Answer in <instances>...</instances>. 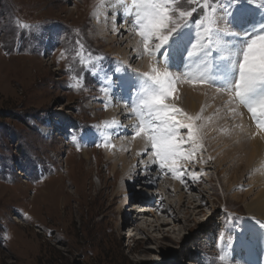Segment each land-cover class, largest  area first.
Returning a JSON list of instances; mask_svg holds the SVG:
<instances>
[{"label":"rangeland","instance_id":"obj_1","mask_svg":"<svg viewBox=\"0 0 264 264\" xmlns=\"http://www.w3.org/2000/svg\"><path fill=\"white\" fill-rule=\"evenodd\" d=\"M96 3L0 0V264H221V253L229 250L230 261L252 257L261 262L264 220L248 216L246 209L257 197L251 180L258 176V164L238 173L236 160L231 162L234 168L223 164L227 151L241 145L251 148L242 129L240 141L233 142L241 128L236 113L225 111L230 114L227 128L219 129L221 119H215L218 124L206 136L208 121L214 122L218 114L213 104L200 111L204 146L194 162L185 164L189 172L197 173V181L188 175L181 177L183 183L171 174L157 177L155 166L145 171L143 179L140 173L137 179H123L121 162L108 158L116 160L118 154L96 146L109 130L104 107L108 94L100 87L104 72H114L119 64L135 76L134 68L149 62L141 47L132 59L136 48L127 47V34L109 36L108 17L113 13L107 12L105 35L97 34ZM260 3L254 0L250 5L254 21L264 15ZM17 22L40 30L33 36L20 33ZM123 24L120 19L119 28ZM78 39L95 56L105 58L97 61L103 66L98 76L85 71L71 55ZM62 49L69 52L66 59H60ZM124 57H131L128 64ZM80 73L84 87L73 90L69 84L78 83ZM230 107L250 115L243 107ZM215 134L233 143L215 148ZM124 155L130 171L140 164L150 166L148 153L137 164L129 150ZM104 183L107 188L100 190ZM138 219L157 223L134 230L131 221ZM233 221L251 229L244 248H237L229 234Z\"/></svg>","mask_w":264,"mask_h":264},{"label":"snow or ice","instance_id":"obj_2","mask_svg":"<svg viewBox=\"0 0 264 264\" xmlns=\"http://www.w3.org/2000/svg\"><path fill=\"white\" fill-rule=\"evenodd\" d=\"M253 4L254 0H97L94 15L107 18V10L112 8L113 21L122 19L129 24L149 59L148 70L135 76H129L119 64L114 72H104L100 82L102 91L108 94L104 107L107 110L113 100L124 104L136 121L131 138H141L145 151L150 148V164L156 165L155 170L162 175L170 173L175 179L188 175L198 180L197 173L189 172L185 164L193 161L204 146L205 123H198L200 114L189 115L170 102L179 83L207 85L226 93L230 104L250 114L257 129L252 138L260 135L264 139V15L254 21ZM258 8L264 10V0ZM198 10L202 12L194 20ZM17 24L20 33L27 31L29 36L40 30L37 25ZM75 45L71 55L79 59L85 71L98 76L103 66L97 61L105 58L95 56L82 40H76ZM68 56L69 52L62 49L60 59ZM77 79L78 83L69 84L73 90L84 87L83 73ZM106 127L120 135L123 126L113 120ZM71 139L77 141L75 136ZM96 146L113 147L103 137ZM250 232L235 221L229 229L237 248L249 245ZM230 254L231 250L221 253V264H240L239 260L230 261Z\"/></svg>","mask_w":264,"mask_h":264},{"label":"bare ground","instance_id":"obj_3","mask_svg":"<svg viewBox=\"0 0 264 264\" xmlns=\"http://www.w3.org/2000/svg\"><path fill=\"white\" fill-rule=\"evenodd\" d=\"M113 11L114 10L112 8H109L107 10V12H109L110 14L113 13ZM108 20H109V23H111V25L109 23H107V26H108V24L110 25V27H109L110 30L108 32L109 36L112 35L111 37H116V36H118L121 33L123 35L127 34L126 35L127 38L125 37L126 40L129 42V43L127 42V47L133 46V47L136 48L134 50V53L131 54L132 55L131 56L132 59L134 57H136V56H139V53L141 51L139 50L140 46H139L136 38L134 37L135 36V32L130 30V28H129L127 23H126L127 26H125V22L122 19H121V22L124 23V24L122 25L121 28H119V26H118V23L120 22V19H117V21H116L117 23L116 24L113 21L112 16H109ZM94 21L97 22V24H96V26H97V34L98 35H100V34L101 35H105V34H103V32L107 31V30H105V27L103 26L104 21H106L105 20V15L101 14L99 17H97V16L94 17ZM131 37H133V38H131ZM131 57H129L128 59L130 60ZM128 59H126V57H124V59H122V61L125 62L126 64H128L126 62ZM129 64L131 65L132 63L129 62ZM148 66H149V62L145 61V62H143L142 67L134 68L135 70H133V71H135L137 73H142V72L148 70ZM138 70H140L141 72H138ZM178 98L180 99L179 103H178ZM105 101H107V99H105ZM228 101L229 100H228L226 94L224 92H217L216 89L209 90L208 87H206V88L203 87L202 88L201 85L200 86L196 85L194 87H186V86L181 87V85L178 84L177 85V93L174 94L173 99L170 102L175 103V105L177 107H179V108L181 107L182 109H184V111L187 114L194 115V116L197 115V114H200V111H202V110H204L206 108L208 109V107H210V105L213 104V107H214L213 111H215L214 113L218 114L219 117L216 116V117H213L212 119L215 122V119L217 120V119L220 118L221 119L220 120L221 123L219 124L220 127H218V128L219 129H224V128H227L226 124L229 123L227 117L231 113H234V112H231L232 111L231 110L232 108L230 107L231 104H229ZM176 103L179 104V105H177ZM218 108L220 110L218 112H216V110ZM227 110L230 112V114H228V116L226 115V112H225ZM107 111H108L107 114H106L107 123L110 124L113 120H116V121L120 122V124L122 126L125 123V126L122 127L120 135H116L115 134L116 130L114 128H109L108 131H104L105 132L104 138L106 140H109V142L113 145V147L111 148V152H115V155L118 154L117 156H115V157H117V159L114 158L116 160H112V157H114V156H112V157L108 156L109 160H111V162H114V161L115 162H121L122 167H123L122 168L123 172H121V174H120L121 178L124 179V178L130 177L132 180H134L135 178L137 179L139 177L138 174L140 173V175L142 176L141 179H143L144 175H145V171L147 169L149 170V169H152V167H154V166L157 167V166L154 165V164H150V166L148 165L146 167V165L140 164V168H136V170L133 169L132 171H130V169H128V166H127V163H126L125 159L123 158L125 150L126 151L129 150L131 152V154H132L131 156H133V159L135 160V162L137 164L139 162V159H141L140 156H142V155L146 156L147 153L151 151L150 148L147 151H145V144H144V141L141 138H137L135 140H133L131 138L132 125L136 122L135 118L132 117L131 113L126 110V108H125L123 103L117 104L114 100L112 101L110 106L107 108ZM228 111H227V113H229ZM235 113L234 114L237 116L238 120L240 121L239 126L236 125L235 127H237V126L240 127L241 126V128H237L236 129V132H237L236 133V137L234 136V138H236V140H234L233 142H235L237 144L240 141V137H242V136H240L241 133L238 132V131L242 129L244 135L246 134L247 135V136L245 135L246 137H248V138L250 137L249 138V141H250L249 144H250L251 148H250V150H246L245 149L246 148L245 145L234 147L235 149H233V151H227L226 153L223 154V161H224L223 164L231 163V162H234V160H236V164L239 163L238 165H236V171L235 172H237V171H239V169L244 168V167L247 168L248 171H249V169L251 167L254 168L253 165L257 162L256 164H258V172H257L258 176H256V177L254 176L255 178H252V180H251V183L253 184L254 189L256 188V190H258L257 191V197H256V199L253 202H251V204H248L246 206V209L248 211L247 212L248 216L250 215L253 219L259 218V219H263L264 220V139H262L260 135H257L255 138H252V133L256 132V130L253 128V126L250 125L249 121L250 120L252 121L250 115L242 114L239 110H236ZM206 114H208V113L206 112ZM206 116H208V115H206ZM126 122H128V123H126ZM208 122L210 124L209 125L210 128L208 127V130H207L208 133H205L206 136L210 133L209 130L211 129V126L212 125L216 126L218 124L217 121L215 123L214 122H210V121H208ZM235 122H236V119H235ZM230 125L232 126V124H230ZM233 126H234V124H233ZM204 131H205V129H204ZM212 131H214V130H212ZM234 131L235 130H233V132ZM124 132H127L128 135L127 136L123 135ZM233 142L230 141V140H225V137L224 136H220V135H216L215 139L213 141V143H215V146H214L215 148H218V147H220V148L222 147L223 148L224 146H225V148H227L228 147L227 145H231ZM229 149H231V148L229 147ZM127 153L129 154V152H127ZM138 153H141V155H137ZM197 154H198V152H197ZM194 161L195 160H193V162ZM238 161H240V162H238ZM241 161L243 163H241ZM149 163H150V161H149ZM136 164H135V166H136ZM231 164H230V166H231ZM231 167L234 168V165L231 166ZM232 171H233V169H232ZM156 172L157 173H156L155 176L160 177L162 175L157 170H156ZM244 172H245V170H244ZM255 173H256V171H255ZM239 176H237V178ZM241 178H243V177L241 176ZM107 186H108V184L104 183L100 190H104L105 188H107ZM143 215H145V214H141V216H143ZM146 221L147 220L142 221V220L138 219V220L131 221V224L135 228L134 230H139L140 231L142 229H145L143 225H145L146 227L147 226L151 227L153 225L152 223H157V221L152 222V223H148ZM252 248H253V250H255L254 247H252ZM254 254H255V251H254ZM239 261H240V264H257V263H260V264L263 263L264 264V260H262L261 262L260 261L258 262V259H254L252 257L243 258V260H239Z\"/></svg>","mask_w":264,"mask_h":264}]
</instances>
